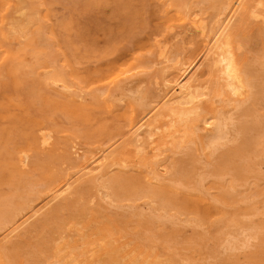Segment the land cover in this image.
<instances>
[{"label":"rangeland","instance_id":"1","mask_svg":"<svg viewBox=\"0 0 264 264\" xmlns=\"http://www.w3.org/2000/svg\"><path fill=\"white\" fill-rule=\"evenodd\" d=\"M234 1L0 0V264H264V0Z\"/></svg>","mask_w":264,"mask_h":264},{"label":"bare ground","instance_id":"2","mask_svg":"<svg viewBox=\"0 0 264 264\" xmlns=\"http://www.w3.org/2000/svg\"><path fill=\"white\" fill-rule=\"evenodd\" d=\"M243 1L244 0H235L234 2H233V4L235 3V5H237V7H236V10L238 9V8H240L241 6H242V4H243ZM260 2V1H259ZM263 4V3H262ZM257 7V6H256ZM234 15H235V13H234ZM253 16V15H252ZM261 18V17H260ZM230 20H232V18L230 19ZM227 23V22H226ZM225 23V24H226ZM217 24V23H216ZM225 26V25H224ZM216 28V27H215ZM224 28V27H223ZM205 29V28H204ZM223 30V29H222ZM221 30V31H222ZM234 31V30H233ZM220 34L221 33H219L218 35L220 36ZM231 35V34H230ZM222 36H223V38H221V40H219V41H217V44H215V47L217 48H215L214 47V49H216L217 51H218V55L220 56V57H218V58H220L219 60H221V62H222V64L224 65V68L225 69H223V71L225 72V78L224 77H222V78H224V82L223 81H221V78H220V81L221 82H223L220 86H218L217 88H216V97H218V96H220L221 97V95L223 94V93H226V94H228L229 92L231 93V95H232V93H233V95L235 94H237V93H239L241 90H242V88H243V85H246V84H243V82H242V79L243 78H241L242 76V73H241V71L239 72V68L237 67V64L234 62V60L232 59V58H234L232 55L233 54H231L230 56H232V58L229 56V53H231L230 51L233 49H231L230 48V42H229V34H228V31L226 30V28L222 31ZM221 36V37H222ZM232 37V36H231ZM215 39H217V38H215ZM233 39H235V38H233ZM215 41V40H214ZM213 41V42H214ZM213 45V44H212ZM217 45V46H216ZM240 47V46H239ZM229 49H231L230 51H229ZM234 51H236L235 49H233ZM232 50V51H233ZM238 50V49H237ZM207 52V51H206ZM238 53V52H237ZM4 54H6V53H4ZM215 55V54H214ZM217 55V56H218ZM234 55H236V54H234ZM238 55V54H237ZM215 57H216V55H215ZM245 57H246V55H245ZM216 61V60H215ZM203 62V61H202ZM217 62H218V59H217ZM216 62V63H217ZM219 65H220V67H221V64L219 63ZM196 66V65H195ZM200 66H201V64H200ZM217 66V65H216ZM240 66V65H239ZM199 67V66H198ZM223 67V66H222ZM195 68V67H194ZM197 69V68H196ZM192 71V70H191ZM223 73V72H222ZM240 73H241V75H240ZM191 79H192V75H190L189 76V74H188V76H186V80L185 81H182L180 84H178V88H177V90L174 92V95L172 96V98L170 99V103L171 102H173L174 100H176L177 99V104L178 103H180V104H191V102L192 101H194L195 100V97H197V94L199 93H197L196 94V91H195V95H193V93L191 94V89H192V92H194L193 90H194V87L192 88V85H191ZM184 80V79H183ZM246 81V80H245ZM211 86V85H210ZM248 90V89H247ZM223 92V93H222ZM243 92V91H242ZM244 93V92H243ZM243 93H239V95H241V94H243ZM247 93H248V91H247ZM245 94H246V92H245ZM194 97H193V96ZM244 95V94H243ZM213 97H214V95H212ZM228 96H230V94L228 95ZM245 96V95H244ZM230 97H232V96H230ZM229 97V98H230ZM236 97V96H235ZM239 97V96H238ZM215 98V97H214ZM219 98V97H218ZM249 98V97H248ZM194 99V100H193ZM198 99V98H197ZM196 99V100H197ZM213 99V98H212ZM226 99V98H225ZM228 99V98H227ZM239 99V98H238ZM165 100V99H164ZM230 100V99H229ZM233 100V99H232ZM139 101V100H138ZM226 101V100H225ZM249 101V100H248ZM169 104V103H168ZM172 104V103H171ZM221 104V103H220ZM229 104V103H228ZM199 106V105H198ZM227 106V105H226ZM219 107V106H218ZM229 106H227V108H228ZM148 108H150V107H148ZM197 107H195L194 109H196ZM194 109H192L191 108V110H192V112H195V110ZM159 110H160V108H159ZM167 110V109H166ZM165 110V111H166ZM181 110H183V109H180V111ZM185 110V109H184ZM194 110V111H193ZM170 111V110H169ZM172 111H174L173 109H172ZM171 111V112H172ZM188 111H189V109H188ZM199 111H200V109H199ZM157 112V111H156ZM179 112V111H178ZM178 112H177V114H178ZM182 112V111H181ZM189 112H191V111H189ZM188 112V113H189ZM197 112V111H196ZM219 112V111H218ZM227 112V111H226ZM172 113H174V112H172ZM183 113V112H182ZM181 113V114H182ZM188 113L186 112L185 114H187L188 115ZM202 113V112H201ZM158 114V113H157ZM174 114H176V112L174 113ZM197 113H195V115H196ZM203 115H204V113H202ZM154 115V114H153ZM166 115V114H165ZM180 115V114H179ZM178 115V116H179ZM186 115V116H187ZM191 115V114H190ZM169 116H171V115H169ZM184 116V115H183ZM199 116H201V115H198V117ZM153 117V116H152ZM187 117H190L189 115L187 116ZM192 117V116H191ZM195 117V116H194ZM193 117V118H194ZM164 118V117H163ZM163 118H162V120H163ZM170 118V117H169ZM168 118V119H169ZM172 118V117H171ZM180 118H181V115H180ZM197 118V117H196ZM185 119V121H186V118H183V120ZM187 119H189V118H187ZM192 119V118H191ZM217 120H216V122L218 121V118H216ZM173 120V119H172ZM171 120V121H172ZM201 120V119H200ZM215 120V119H214ZM164 121V120H163ZM170 121V122H171ZM175 121V120H174ZM173 121V122H174ZM188 121H190V119L188 120ZM151 122V121H150ZM165 122V121H164ZM172 122V123H173ZM147 123H148V121H147ZM171 123V124H172ZM176 123V122H175ZM181 123H184V122H181ZM187 123V122H186ZM191 123H192V121H191ZM152 124V123H151ZM150 124V125H151ZM163 124H165V123H163ZM170 124V125H171ZM174 124V123H173ZM178 124V123H177ZM180 124V123H179ZM185 124V123H184ZM183 124V125H184ZM189 124V123H188ZM218 125H219V123H217ZM168 125V124H167ZM139 126V125H138ZM177 126H180V125H177ZM221 126V125H220ZM141 127H143V126H140L138 129H137V132L138 131H140L141 130ZM187 127H189L188 125H187ZM186 127V128H187ZM194 127V126H193ZM219 127V126H218ZM172 128V127H171ZM174 128H176L175 126H174ZM173 128V129H174ZM185 128V127H184ZM184 128H183V130H184ZM217 128V127H216ZM189 130H190V127L188 128ZM219 129V128H218ZM168 130H170V129H168ZM179 130V129H178ZM214 130H217V129H214ZM177 131V130H176ZM186 131V130H185ZM170 131H168V133H169ZM189 132V131H188ZM191 132H192V130H191ZM217 132L220 134V132H219V130H217ZM223 132V131H222ZM141 133V132H140ZM167 133V134H168ZM171 133H173V132H171ZM176 134V133H175ZM184 134V133H183ZM189 134H190V132H189ZM188 135V134H187ZM223 135H224V133H223ZM222 135V136H223ZM178 136V135H177ZM177 136L175 137V138H177ZM185 136H186V134H185ZM222 136H220V137H218V138H221ZM163 137V136H162ZM189 138L191 137V134H190V136H188ZM138 139H140L139 137H137ZM193 138V137H192ZM218 138H216V140H218ZM215 139V138H214ZM188 140V139H187ZM194 140V139H193ZM215 140V141H216ZM210 141H211V139H210ZM191 142H193V141H191ZM220 142V141H219ZM174 145V144H173ZM119 146V145H118ZM124 146H125V144H124ZM176 146V145H175ZM146 149V148H145ZM131 150V149H130ZM150 153V152H149ZM152 153V152H151ZM115 154V153H114ZM117 154V153H116ZM144 154V153H143ZM146 154H148V153H146ZM145 154V155H146ZM108 155V154H107ZM120 155H121V153H120ZM158 155V154H157ZM127 157H128V155H126ZM125 156V157H126ZM152 156V155H151ZM91 157V156H90ZM89 157V158H90ZM129 157H130V155H129ZM132 157V156H131ZM130 157V158H131ZM146 157V156H145ZM144 157V158H145ZM120 158H121V156H120ZM130 158H129V160H130ZM108 159H110V158H108ZM111 159H113V158H111ZM116 159H118L117 157H116ZM148 159V158H147ZM152 159V158H151ZM124 160V159H123ZM133 160H135V159H133ZM132 160V161H133ZM97 161V160H96ZM137 161V160H136ZM141 161V160H140ZM98 162V161H97ZM128 162V161H127ZM134 162V161H133ZM122 163V162H121ZM127 164V163H126ZM156 164V163H155ZM93 165V164H92ZM103 166V165H102ZM101 166V167H102ZM114 166V165H113ZM142 167H143V165H142ZM144 168V167H143ZM101 169V168H100ZM160 169H161V167H160ZM99 170V169H98ZM201 184V183H200ZM69 186V185H68ZM64 187L65 186H60L59 188L57 187V191H56V197H58V196H60L62 193H64L67 189H69V187H65V189H64ZM144 211V210H143ZM70 226V225H69ZM199 228V227H198ZM17 228H15V230H16ZM83 234V233H82ZM107 234V233H106ZM243 234V233H242ZM108 235V234H107ZM109 236V235H108ZM72 237V236H71ZM233 238V237H232ZM252 240H253V238H252ZM62 241H63V239H62ZM100 241V240H99ZM101 242V241H100ZM105 243V242H104ZM57 246H59L60 247V244L59 245H57ZM62 246V245H61ZM94 246H95V244H94ZM242 246H243V244H242ZM61 248H63V247H61ZM60 248V249H61ZM60 249H58V251H57V253L58 252H60L59 250ZM84 249V248H83ZM64 250V249H63ZM69 252V251H68ZM56 253V252H55ZM61 253V252H60ZM94 254V253H93ZM56 255V254H55ZM59 255V254H58ZM62 255V254H61ZM61 255H59V256H61ZM57 256V255H56ZM63 256V255H62ZM73 256V255H72ZM76 256V255H75ZM77 257V256H76ZM70 258V257H69ZM69 258L68 259H65V258H63V259H65V260H67V261H69ZM54 259V258H53ZM70 259H73V257H71ZM80 259V258H79ZM64 260V261H65ZM75 260V259H74ZM74 260H72V262L74 261ZM55 261V260H54ZM57 261V260H56ZM58 261H59V259H58ZM77 261V260H76ZM82 260L80 259V261H77V262H81ZM60 262H62V261H60ZM71 262V261H70ZM83 262V263H82ZM81 263L82 264H86V261H82ZM48 263V262H47ZM46 263V264H47ZM55 263V262H54ZM20 264V263H19ZM59 264H61V263H59ZM66 264H70L69 262H67ZM72 264H75V261H74V263H72Z\"/></svg>","mask_w":264,"mask_h":264}]
</instances>
